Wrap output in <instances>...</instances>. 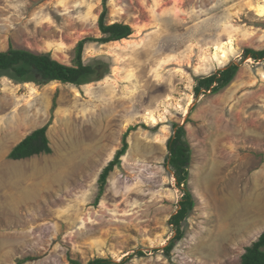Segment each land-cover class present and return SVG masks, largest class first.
I'll return each instance as SVG.
<instances>
[{
    "label": "rangeland",
    "instance_id": "374dc122",
    "mask_svg": "<svg viewBox=\"0 0 264 264\" xmlns=\"http://www.w3.org/2000/svg\"><path fill=\"white\" fill-rule=\"evenodd\" d=\"M104 4L106 22L133 34L86 43L96 80L0 72V264H240L264 232V59L245 55L264 49V0H0V51L73 65L79 41L103 36ZM233 63L240 69L228 87L196 96L197 77ZM51 119L52 153L8 157ZM175 125L191 146L195 207L168 254L184 196L168 164ZM130 127L127 153L96 202L100 173Z\"/></svg>",
    "mask_w": 264,
    "mask_h": 264
},
{
    "label": "trees",
    "instance_id": "16d2710c",
    "mask_svg": "<svg viewBox=\"0 0 264 264\" xmlns=\"http://www.w3.org/2000/svg\"><path fill=\"white\" fill-rule=\"evenodd\" d=\"M108 14L107 5L99 18V28L102 37L85 38L77 44L76 56L73 65H66L52 57L50 53H35L28 49H18L10 47L7 51H0V72L10 73V75L24 82L50 83L59 81L71 84H83L96 80L98 69L88 65L84 61L85 45L88 41H98L100 43L118 42L129 38L133 34V28L125 23L106 22ZM245 55L256 60L264 59V49L255 50L248 48ZM239 64L233 63L225 69L220 70L208 76H199L196 78L197 85L195 87L196 96L201 94L203 90L218 93L222 89L228 87L239 71ZM203 92V93H205ZM57 107L56 97L53 102L52 110ZM53 122L51 119L46 125L37 128L27 134L16 146L9 152L8 157L12 160H22L33 157L35 155L52 153L51 142L48 136V130ZM174 135L168 141V149L170 155L168 164L173 167L174 174L177 178V185L184 190V196L179 202V210L172 216L171 223L176 230V237L170 240L164 250L169 254L175 246V240H181L184 237L182 222L195 207V200L192 193L188 190L190 171L189 164L191 161V146L187 140V131L184 125H175ZM135 127H130L123 138L122 147L116 152L114 158L103 168L98 179V196L96 202L100 201L103 196L110 174L117 166L122 163V157L127 153L129 148L128 136ZM143 252H140L142 254ZM130 258V257H129ZM30 258L21 260L26 262ZM128 258L121 262H116L107 258H95L87 264H124ZM73 264H81L79 261L72 259ZM240 264H264V232L245 249L241 257Z\"/></svg>",
    "mask_w": 264,
    "mask_h": 264
}]
</instances>
